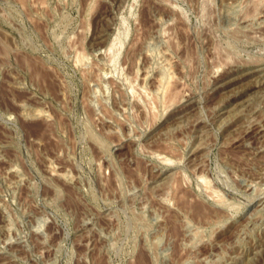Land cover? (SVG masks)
<instances>
[{
	"label": "rangeland",
	"instance_id": "374dc122",
	"mask_svg": "<svg viewBox=\"0 0 264 264\" xmlns=\"http://www.w3.org/2000/svg\"><path fill=\"white\" fill-rule=\"evenodd\" d=\"M0 264H264V0H0Z\"/></svg>",
	"mask_w": 264,
	"mask_h": 264
},
{
	"label": "bare ground",
	"instance_id": "6f19581e",
	"mask_svg": "<svg viewBox=\"0 0 264 264\" xmlns=\"http://www.w3.org/2000/svg\"><path fill=\"white\" fill-rule=\"evenodd\" d=\"M117 42H119V43H121V39H120V37L117 39ZM113 46V45H112ZM161 76V75H160ZM162 78V77H161ZM166 79V78H165ZM163 81V80H162ZM165 81V80H164ZM167 82V81H166ZM165 82V83H166ZM162 83V82H161ZM167 84V83H166ZM162 85V84H161ZM165 86V85H164ZM175 102V101H174Z\"/></svg>",
	"mask_w": 264,
	"mask_h": 264
}]
</instances>
